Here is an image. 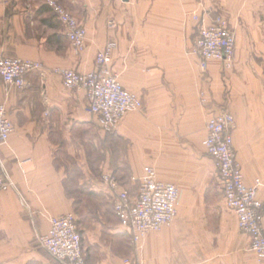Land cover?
<instances>
[{
  "label": "crops",
  "instance_id": "1",
  "mask_svg": "<svg viewBox=\"0 0 264 264\" xmlns=\"http://www.w3.org/2000/svg\"><path fill=\"white\" fill-rule=\"evenodd\" d=\"M56 1L87 31L81 52L70 46L45 0H0V57L44 64L42 71L26 74L24 89L7 87L0 77V102L13 124L8 142L0 146V162L14 182L13 188L0 190V264H56L37 237L48 229V216L73 211L72 185L84 181L98 198H108L111 212L103 214L102 207L81 220L86 262L123 264L135 251L114 215L113 194L101 173L116 174L133 195L145 165L180 192L207 188L219 176L202 140L207 120L220 106L235 117L233 144L244 183L252 186L259 179L261 196L264 0ZM197 10L207 20L229 19L236 41L231 68L213 60L202 71L189 53L192 43L188 48L178 43L187 22L195 37L192 12ZM110 41L117 45L110 71L143 106L105 132L89 113L84 90L64 88L55 70H94L97 51ZM261 216L264 226V209ZM237 232V217L227 205H178L175 221L148 232L137 256L144 264H264L240 244Z\"/></svg>",
  "mask_w": 264,
  "mask_h": 264
},
{
  "label": "built area",
  "instance_id": "2",
  "mask_svg": "<svg viewBox=\"0 0 264 264\" xmlns=\"http://www.w3.org/2000/svg\"><path fill=\"white\" fill-rule=\"evenodd\" d=\"M49 9L61 23L65 36L74 50L85 48L87 31L66 7L56 0H45ZM196 35L189 53L197 58L198 67L206 71L211 61L217 60L225 69L231 68L236 48L235 33L227 18L217 15L207 20L204 11L192 12ZM117 47L114 41L103 45L96 53V68L90 71L56 69L66 89L84 90L88 111L98 125L107 132L113 131L128 112L142 109L139 95L126 89L117 74L110 71L111 56ZM44 69L42 62L17 56L0 57V77L4 84L24 89L26 74ZM204 102L203 93H200ZM234 114L224 106L218 107L205 125L206 136L202 145L213 159L223 191L224 202L237 217L238 230L249 238V249L264 262V189L259 196V179L252 186L245 185L241 166L235 157L232 130ZM13 130L8 109L0 102V146L8 142ZM102 183L112 192L114 215L130 235L135 255L123 258V264H144L137 256L148 232L159 231L175 221L180 189L175 183L161 180L153 166L145 165L142 177L133 195L116 174L103 172ZM14 187L0 162V190ZM48 229L39 235L38 243L56 264H87L82 248V237L73 213L48 216Z\"/></svg>",
  "mask_w": 264,
  "mask_h": 264
},
{
  "label": "rangeland",
  "instance_id": "3",
  "mask_svg": "<svg viewBox=\"0 0 264 264\" xmlns=\"http://www.w3.org/2000/svg\"><path fill=\"white\" fill-rule=\"evenodd\" d=\"M192 22L195 23L193 19ZM179 33L182 37L178 39V43L181 46H185L188 48V46L191 45V41L194 35V28H192V26L187 22L185 26L183 25V28L179 29ZM72 193L74 203L73 211H71L70 213L74 214L78 228L83 218H87L89 215H94V212L100 211L102 207L103 214H111L110 207L108 206V198H102V196L98 198L100 194L98 192H95L94 190L89 189L85 181L82 182V184L77 183L76 188H74L72 185ZM178 205L179 209L226 206L222 201V188L218 179L209 181L208 187L205 189H199L195 191L189 190L188 188H184L180 192ZM236 234H238L240 238V244L242 246H245L244 248L249 249V246L247 245V240H245L243 233L239 231ZM214 246L219 247L220 244L214 243ZM129 247H131L132 249L131 240L129 242ZM226 248L228 251V246H226Z\"/></svg>",
  "mask_w": 264,
  "mask_h": 264
}]
</instances>
